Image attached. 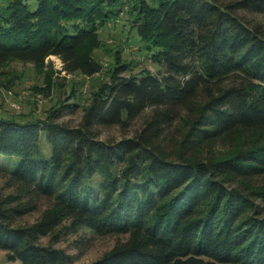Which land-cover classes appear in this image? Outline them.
I'll return each instance as SVG.
<instances>
[{"label": "trees", "instance_id": "trees-1", "mask_svg": "<svg viewBox=\"0 0 264 264\" xmlns=\"http://www.w3.org/2000/svg\"><path fill=\"white\" fill-rule=\"evenodd\" d=\"M36 3L0 0V67L56 55L68 73L101 72L98 27L126 2ZM128 7L159 74L117 68L76 126L0 117V154L22 158L2 166L0 249L20 264H74L56 243L63 228L86 227L119 239L84 264H264V24L240 14L264 15V0ZM147 110L134 135L99 137Z\"/></svg>", "mask_w": 264, "mask_h": 264}, {"label": "rangeland", "instance_id": "rangeland-1", "mask_svg": "<svg viewBox=\"0 0 264 264\" xmlns=\"http://www.w3.org/2000/svg\"><path fill=\"white\" fill-rule=\"evenodd\" d=\"M5 1L2 0L3 3ZM25 1L32 9L36 8V0ZM124 1L126 3L120 14L109 18L97 30L99 45L92 49L91 55L102 64L101 72L92 76L80 71L68 73L63 69L62 59L56 55L47 57L43 65L11 59L0 67V117L20 122L53 119L76 126L83 122L85 107L90 105L94 94L102 85L111 83L117 68L125 66L126 69L120 72L121 76L139 75L145 71L159 74L162 66L153 59V52L157 49H152L153 46L141 39L136 15L128 10V2L132 0ZM148 1L157 5L159 0ZM216 1L224 4L234 0ZM240 14L245 20L264 24L263 14L248 11H241ZM149 112L147 110L128 126L101 127L98 129L99 137L105 141H115L132 136L142 127ZM42 145L49 149L44 138ZM21 162L19 156L0 154V185L4 184L2 166L14 170ZM9 191V188L3 189L4 193ZM45 207L46 203L41 199L38 208L25 215L22 222L35 221ZM118 239L113 235H98L86 227H79L75 231L63 228L56 246L74 254V264H84L102 257ZM49 240V237H43L42 243L47 244ZM0 264L20 262L8 261L6 251L0 249Z\"/></svg>", "mask_w": 264, "mask_h": 264}]
</instances>
